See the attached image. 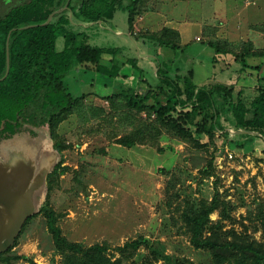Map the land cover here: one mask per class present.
Wrapping results in <instances>:
<instances>
[{
	"label": "rangeland",
	"instance_id": "374dc122",
	"mask_svg": "<svg viewBox=\"0 0 264 264\" xmlns=\"http://www.w3.org/2000/svg\"><path fill=\"white\" fill-rule=\"evenodd\" d=\"M27 1L14 0L15 4ZM38 1V8L34 10L31 18L34 22L43 21L54 3V0ZM250 1L253 3L255 0ZM262 2L260 17L263 18V22L249 26L248 10L245 9L244 0L235 2L234 7L231 6L230 0L184 1L185 4H179V8L189 10L187 16L191 26L188 27L187 34L204 37L205 41L189 42L182 52L169 51L168 57L173 58L178 65L190 64L195 69L201 66L204 70L208 69L205 74L209 75L212 72V75H216L214 76L216 78L209 82L212 86L228 83V78L241 74L239 70L242 69V65L235 62L234 57L226 55L218 57L215 61L217 55L208 47L206 34L201 33L198 25L211 19L208 24L215 30L216 35L211 41H225L241 51L244 44L252 45L253 31L264 34V0ZM145 3L146 0L142 10L147 4ZM77 4L78 0H72L74 8ZM7 7L9 5L0 8V17L7 11ZM255 7L256 5H253L252 8ZM219 9L221 16L214 19V12H218ZM226 9L230 11L227 12ZM238 11L242 13L237 18ZM187 16L184 14V19ZM237 21L242 24V29L239 35L234 37L235 41L217 38L219 29H215L214 25L221 27L227 23L228 27L231 22V25L233 23L236 25ZM114 24L121 29L128 28V14L124 11L119 12ZM74 31L76 34L85 29L76 28ZM86 34L89 35L88 39L77 34L76 46L89 42L97 48L117 50L119 57L136 58V65L129 63L121 71L122 74L126 71L134 73V69L135 78L141 77L140 73L146 74L145 61L139 58L138 48H129L127 40L114 33L105 32L101 27H95ZM219 36L226 37L224 33ZM256 40L259 49L252 45L254 50L264 51V36ZM185 41L187 43V40ZM64 42L65 39L62 37L57 40L58 50H62ZM247 63L252 66L262 65L264 58H250ZM204 70L200 71V74ZM260 75L264 76V67ZM244 76L242 73V80ZM123 80L121 78L118 81ZM64 81L68 90L76 97L95 93L101 99L86 102L82 110L71 115L59 128L60 136L71 145L62 157L60 155L59 161L63 159L64 166L69 167L70 171L55 182L51 193L48 188V195L52 207L61 216L59 226L63 235L70 242L82 244L84 247L107 244L110 247L109 254L115 256L117 248L145 237L153 242H163L167 253L185 264H188L187 262L212 264L209 255L191 246L181 217L188 204L211 200L216 191L228 194L226 201L232 206L229 213L231 218L225 222V229L248 231L255 239L262 240L261 231H256L257 225L245 221V218L248 211L254 210L257 204H264V176L253 168V164L264 158V135L237 129L234 119L225 114L226 104L222 96L216 97L221 114L219 126L221 131L225 127L231 128L232 134L219 132L214 143H210L208 138L204 137L200 141L201 146H198L164 131L163 136L150 145L127 148L115 143L113 135H125L130 132L132 126L129 124L134 119L130 118V121L127 119V111L123 107L112 106L108 97L112 92L106 89L109 82L117 85L119 82H115L114 78L106 74L81 68L71 71ZM242 82L231 85L236 90L235 100L241 91L244 102L250 104L259 95L258 82L256 79L248 80L245 86ZM144 119L146 114L135 118L137 121ZM226 133V138L220 137ZM240 146L243 148L237 149ZM229 153L237 156V159L231 161ZM247 157H251V160L248 161ZM241 159L245 161L241 162ZM211 161L214 162L213 177L205 178L202 171ZM212 220H219V214H214ZM10 255L26 256L31 260L13 264H61V257L55 249L43 215L35 217L30 222ZM0 264L3 263L0 261Z\"/></svg>",
	"mask_w": 264,
	"mask_h": 264
},
{
	"label": "trees",
	"instance_id": "16d2710c",
	"mask_svg": "<svg viewBox=\"0 0 264 264\" xmlns=\"http://www.w3.org/2000/svg\"><path fill=\"white\" fill-rule=\"evenodd\" d=\"M144 1L82 0L76 16L85 23L107 22L121 9L128 14L129 26L133 31L134 23L143 11ZM66 2L67 0H54L52 10L41 22L31 20L34 10L38 8V0H28L19 4L14 2L0 17V128L4 123L2 133L8 132L12 137L19 127L25 124L45 127L50 131L54 148L61 157L71 145L60 136L59 128L71 115L85 107L86 99L85 95L76 97L68 90L64 81L66 75L75 68L92 70L111 78H118L120 75V67L116 64L119 59L117 51L104 50L87 43L76 46L77 34L66 29L69 20L65 16L47 26L20 30L30 25L45 23L49 15ZM15 29L16 31L11 34ZM10 34L11 68L9 75L2 80L6 75L7 41ZM60 37L67 43L65 50L61 52L57 49V40ZM141 37L154 42L160 49L182 50L180 34L169 28ZM207 45L217 55L215 61L218 57L226 55L234 57V61L241 64L243 70L263 69L264 64L253 67L247 63L250 58H264V51L254 50L251 44H244L241 51L232 44L220 40L209 41ZM106 55L111 56L112 60H107ZM129 63L136 65L135 60L124 62ZM257 90L259 95L247 104L241 91L235 100L234 87L225 85L198 87L192 72H189L184 78L163 79L160 86L150 88L145 94L128 95L124 103L118 101V96H112L109 98L112 106L123 107L127 111V119H134L129 124L132 126L130 132L125 135L114 134L113 139L118 145L133 148L138 145H150L166 131L184 142L198 146H201L200 141L204 137L208 138L210 143H214L219 135L221 118L217 96L224 99L225 114L234 119L237 129L264 135L263 76L259 78ZM143 114H146V119L135 120ZM226 136L227 133L220 135L222 138ZM242 148L243 146H240L237 149ZM64 163L62 159L48 177L50 193L55 182L70 171ZM213 164V161L209 162L202 171L205 178L213 177ZM227 195L216 191L211 200L187 205L181 221L191 246L209 255L212 264H264V204H257L254 210L248 211L245 218V221L257 225L256 231H261L262 240L259 241L249 235L248 231L225 229V222L231 218L229 213L232 210L231 203L226 201ZM216 213L219 214V220L213 221L212 216ZM39 215L46 219L55 249L61 257V264H185L169 255L163 242H153L145 237L117 248L115 256L109 254L110 247L107 244L84 247L82 244L70 242L59 226L61 216L52 207L50 195L41 212L26 222L21 235L30 222ZM21 235L8 252L0 254V261L3 264L31 261L26 256L10 255Z\"/></svg>",
	"mask_w": 264,
	"mask_h": 264
},
{
	"label": "crops",
	"instance_id": "0c3cea01",
	"mask_svg": "<svg viewBox=\"0 0 264 264\" xmlns=\"http://www.w3.org/2000/svg\"><path fill=\"white\" fill-rule=\"evenodd\" d=\"M81 1L82 0H78V4L75 8L72 6V0H70V2L67 1L65 4H62L56 11H54V13L60 10H63V13L56 15L53 19V22H57L61 16H65L69 20V24L66 26V29L70 32H75L74 30L76 28L78 29L80 28V30H82L83 28L85 29L86 32L78 31V33L76 34L85 36L86 39H88L89 35L87 36L86 33L89 32V30L94 29L95 27H101L103 31L108 32V33H114L118 35L119 37H122L123 39L127 40L126 42L129 44V48L137 47L139 58L145 61L146 74L139 72L141 74V77L135 78L136 74L133 75L135 73V69H134V73L130 71H126L122 74L121 71L128 65V64H124V62H127L128 60L136 61V58L126 59V58L118 57L119 59L116 62V64L120 67V75L117 79L116 78L114 79L116 80L115 82H119L118 80H121V78L124 80L123 82H119L118 85L117 83L115 84L114 82L113 83L109 82V84L106 85V89H109L110 90L109 92H112V94L109 95L108 97L118 96L119 98L118 101L120 103H124L126 102V97L128 95L145 94L150 90V88H156L160 86L163 79L169 78L170 80H176L178 77L184 78L189 74V72H192L194 82L198 87H204V86L210 85L209 82H211L212 78H216L214 77L216 75L215 74L212 75L213 74L212 72L209 75L205 74L204 72L207 71L208 69L204 70V67L202 66L195 69V67H192L190 64L189 66L176 64V61L173 58L171 59V57H168L169 55L168 52L171 51L172 49L157 48L154 42L148 41L146 38L143 39L141 37V36H144L145 33L146 34L157 33L163 30L164 28L175 30L180 34V43H181V48H182L181 51H176V52H182L184 48L189 44V42L192 43L193 41H196V42L205 41L204 37H200L196 35L194 37L191 34H187L188 27L191 26V24L189 23L188 16H187L189 10L188 8L185 10H182L183 8H179V4H185L184 1L186 0H146L147 4L145 3L146 6L145 8H143V12L141 13L139 17H137L134 23L133 31H131L130 26H128V28L126 29H121L120 27L114 24L116 15L119 12L124 11L121 9L118 10L114 14L113 18L111 20H108L107 22H98V23L82 22L76 16V13L80 9ZM221 1L223 2V0ZM237 1H242V0H230L231 6L234 7L235 2ZM244 2H245V9L248 10L247 11V25L254 26V25L260 24V22H263V18L260 17L261 16L260 12L263 7L262 0H257V2L255 0L253 1V3L250 0H244ZM67 4H68V9L65 8ZM253 5H256L255 9L252 8ZM250 8L252 9L250 10ZM239 12L240 11L237 12V15H236L237 18L242 13V12L241 13ZM184 14L187 16L185 19L183 17ZM214 15H215L214 19H216L219 15L221 16V9H219L218 12H214ZM210 21L211 19H208L198 25L201 28V33L203 35L206 34L207 43L216 36L214 33L215 30L211 28V25L208 24V22ZM218 22H220V20H218ZM237 22L238 23L236 25L234 23L231 25L232 23L231 22L228 27L226 26L227 23H225L221 27H216L214 25L215 29H219V32H218L219 35H222L224 33V36H226V37L220 38V36L217 35V38L227 39L229 41L232 39L231 41H235L236 39H234V37L236 35L238 36L239 32L242 29V24L239 21ZM253 32H254V35H252L253 37L251 36L252 45H254L256 49H259L258 41L256 40V38L258 39L263 38L264 34L262 35V33H259L256 31H253ZM136 37L141 38V39L137 40ZM185 40H187V43ZM87 44L91 45L89 42H87ZM66 46H67V43L65 41L62 46V50H58V51L61 52L65 50ZM107 60H112V57L107 56ZM231 65L232 64H230V66ZM257 66H253V67H257ZM202 70L204 71L202 74H200V71ZM239 71H241V74L233 75L231 79L228 78L227 79L228 83H224L226 84L225 86L238 85V84H241V81H243L242 84H244L245 86L246 81L248 80L254 81L255 79L259 84V78L261 77L260 72L262 70L258 71V70L251 69V68L243 70L242 68ZM127 72H129L130 74H128ZM242 73L245 75L243 77V80L241 79ZM234 74H237V73H234ZM198 79H203V80L198 81ZM85 96H86L85 103L88 101L94 102L97 100H101L97 95H95V93H93L92 95L90 94L89 96L87 95ZM163 100L165 101L166 99H163ZM109 102L110 101H107V103ZM230 129L231 128L225 127L221 131V128H220L219 132L223 133V131H225V132H230L232 134V131H230Z\"/></svg>",
	"mask_w": 264,
	"mask_h": 264
},
{
	"label": "water",
	"instance_id": "95a60500",
	"mask_svg": "<svg viewBox=\"0 0 264 264\" xmlns=\"http://www.w3.org/2000/svg\"><path fill=\"white\" fill-rule=\"evenodd\" d=\"M68 9V4L65 7ZM53 13L41 25H30L20 30L47 26L53 22ZM16 31L13 30L11 34ZM7 41V69L10 73V39ZM1 80V81H2ZM36 135L18 133L0 143V254L8 252L21 235L26 222L41 212L48 196V177L59 164L60 153L48 129L24 125ZM4 129V123L0 130ZM260 135V134H259ZM261 136V135H260Z\"/></svg>",
	"mask_w": 264,
	"mask_h": 264
},
{
	"label": "flooded vegetation",
	"instance_id": "af4514ba",
	"mask_svg": "<svg viewBox=\"0 0 264 264\" xmlns=\"http://www.w3.org/2000/svg\"><path fill=\"white\" fill-rule=\"evenodd\" d=\"M13 2H14V0H0V8L2 9L6 5H11ZM18 133H29L33 137L36 136L34 134V132H32L29 129H26L24 126L23 127H19V129L17 130L16 134H18ZM9 138H11L10 133H8V132H3L2 133V130H0V143L5 141V140H7V139H9Z\"/></svg>",
	"mask_w": 264,
	"mask_h": 264
},
{
	"label": "built area",
	"instance_id": "2783aa9c",
	"mask_svg": "<svg viewBox=\"0 0 264 264\" xmlns=\"http://www.w3.org/2000/svg\"><path fill=\"white\" fill-rule=\"evenodd\" d=\"M229 159L234 161L237 159V156H234L232 153H229ZM247 160L250 161L251 157H247ZM244 159H241V162H244ZM254 163V162H253ZM253 168L257 171L260 172L264 176V158H260L256 164H253Z\"/></svg>",
	"mask_w": 264,
	"mask_h": 264
}]
</instances>
